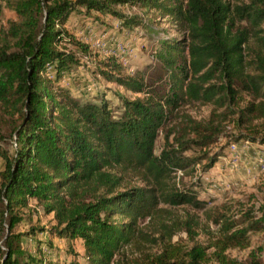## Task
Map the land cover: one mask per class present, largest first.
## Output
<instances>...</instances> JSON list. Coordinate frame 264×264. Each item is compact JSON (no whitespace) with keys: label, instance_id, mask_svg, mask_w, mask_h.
<instances>
[{"label":"trees","instance_id":"trees-1","mask_svg":"<svg viewBox=\"0 0 264 264\" xmlns=\"http://www.w3.org/2000/svg\"><path fill=\"white\" fill-rule=\"evenodd\" d=\"M5 5L16 19L0 29V111L16 118L12 152L0 148V264L41 263L22 247L29 233L14 232L29 219L32 201L52 215L50 235L81 241L86 264H261V247L243 261L229 252L250 249V235L264 231V206L259 216L230 205L210 212L193 189L199 183L180 189L175 178L202 161L204 171L215 164L219 154L209 157L206 149L228 123L234 141L264 145V0ZM123 5L155 11L181 36L160 40L152 64L134 76L112 58L103 63L98 75L135 96L117 94L115 116L104 98L71 96L60 81L78 67L75 53L88 52L65 28L72 14L118 18L128 29L153 23L114 8ZM63 43L74 52L59 48ZM193 104L212 106L206 121L181 116ZM175 117H182L179 128Z\"/></svg>","mask_w":264,"mask_h":264},{"label":"rangeland","instance_id":"rangeland-1","mask_svg":"<svg viewBox=\"0 0 264 264\" xmlns=\"http://www.w3.org/2000/svg\"><path fill=\"white\" fill-rule=\"evenodd\" d=\"M247 0H230L232 3H241ZM121 14L133 17L138 16L144 22H151L147 27H133L128 29L121 25L118 18L103 17L92 13L90 16L72 14L65 28L81 44L88 47L86 54L75 53L79 65L66 73L60 81V86L71 96L85 99L104 98L115 116L121 112V103L117 94L133 99L135 96L126 92L114 83L106 82L98 75L103 63L114 59L127 76H134L152 64L153 56L158 48L159 41L169 38H180L181 34L168 19L159 18L155 11L145 14L138 6L123 5L114 7ZM81 10V9H80ZM81 12H84L83 9ZM154 16V17H153ZM155 18V21L154 19ZM16 19L13 12L0 0V29L6 27L9 21ZM147 24V23H146ZM59 48L72 50L69 43H63ZM48 76L52 77L51 72ZM212 110L211 105H187L181 110V116L186 114L195 121H206ZM11 115H4L0 111V148L12 152V142L9 133L15 123ZM182 117H175L173 125L179 128ZM225 133L216 144L206 149L208 156L219 154L215 164L207 171L203 170L205 161L195 167L193 173L176 174V188H187L196 185L198 199L207 202L210 212L221 210L224 205L234 206L235 210L253 208L255 211L264 206V145L253 144L243 140L234 141L238 133L230 124H226ZM163 132L155 144V154H159L163 146ZM235 146V149L231 148ZM191 154V153H188ZM3 161L0 159V171ZM29 219L21 223L14 230L15 233H29L30 236L22 239V247L30 255L41 260L40 264H69L76 260L77 264H86L81 241L72 243L50 235L49 231L54 225L52 215H44L42 209L35 202H30ZM257 212V211H256ZM203 218L204 215L200 214ZM257 216L260 214L257 212ZM36 230L32 234L30 231ZM214 229L213 226H211ZM43 229L44 231H38ZM184 239V235H181ZM251 248L247 250H231L232 258L243 261L251 249L262 248L260 262L264 264V231L250 235ZM71 246V248H69ZM69 249L79 257L75 258ZM213 264V263H211Z\"/></svg>","mask_w":264,"mask_h":264},{"label":"built area","instance_id":"built-area-1","mask_svg":"<svg viewBox=\"0 0 264 264\" xmlns=\"http://www.w3.org/2000/svg\"><path fill=\"white\" fill-rule=\"evenodd\" d=\"M231 148H232V149H235V146H234V145H231Z\"/></svg>","mask_w":264,"mask_h":264}]
</instances>
